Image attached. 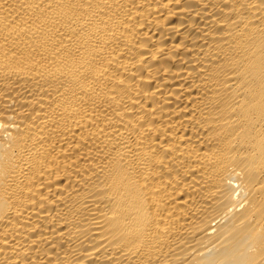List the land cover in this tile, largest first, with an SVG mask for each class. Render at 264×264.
<instances>
[{
    "label": "bare ground",
    "instance_id": "6f19581e",
    "mask_svg": "<svg viewBox=\"0 0 264 264\" xmlns=\"http://www.w3.org/2000/svg\"><path fill=\"white\" fill-rule=\"evenodd\" d=\"M0 264H264V0H0Z\"/></svg>",
    "mask_w": 264,
    "mask_h": 264
}]
</instances>
